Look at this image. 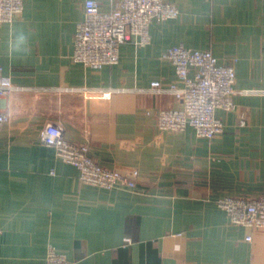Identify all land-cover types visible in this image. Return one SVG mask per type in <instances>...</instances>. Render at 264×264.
Instances as JSON below:
<instances>
[{
  "label": "crops",
  "instance_id": "0c3cea01",
  "mask_svg": "<svg viewBox=\"0 0 264 264\" xmlns=\"http://www.w3.org/2000/svg\"><path fill=\"white\" fill-rule=\"evenodd\" d=\"M85 1L22 0V14L0 26V67L20 88L4 98L0 128V264H45L50 246L70 264H264V230L231 225L215 204L264 196V0H164L178 17L150 23L147 46L126 42L118 63L98 70L71 61ZM20 30L27 44L14 51ZM176 46L235 61L234 109L215 111L220 136L156 127V111L182 110L149 91L175 81L161 55ZM106 90L117 91L109 101L83 96ZM48 122L101 167L136 170L135 190L81 184L41 145Z\"/></svg>",
  "mask_w": 264,
  "mask_h": 264
},
{
  "label": "built area",
  "instance_id": "2783aa9c",
  "mask_svg": "<svg viewBox=\"0 0 264 264\" xmlns=\"http://www.w3.org/2000/svg\"><path fill=\"white\" fill-rule=\"evenodd\" d=\"M109 12H101L93 0L83 5L84 18L76 26L73 35L71 61L92 70L103 66H114L119 60V48L126 42L135 47L150 43L149 25L176 19L178 9L164 0H111ZM23 12L22 0H0V26L10 24ZM175 73V81L169 85L152 82L149 91L158 95L167 93L182 106V110H159L153 116L161 132L181 133L193 129L196 137L213 139L223 133L222 122L215 117V111L230 112L234 109L235 61L219 65L211 51L191 52L181 46L171 47L162 55ZM193 72L192 77L189 76ZM20 88L5 77L0 67V128L9 121L4 113V98ZM116 90L101 92L83 91L88 101H109ZM264 95V90L259 92ZM148 115L150 113H147ZM41 145L54 150L55 157L78 171V180L104 190L126 188L135 190L138 172L122 174L97 164L89 155L86 144L66 140L64 128L55 122H48L40 132ZM230 224L253 230H264V196L253 199H237L224 196L215 202ZM246 241H250L247 237ZM129 244V240H124ZM45 264H70L64 255L52 246L48 247Z\"/></svg>",
  "mask_w": 264,
  "mask_h": 264
},
{
  "label": "clouds",
  "instance_id": "9594fccd",
  "mask_svg": "<svg viewBox=\"0 0 264 264\" xmlns=\"http://www.w3.org/2000/svg\"><path fill=\"white\" fill-rule=\"evenodd\" d=\"M28 37L27 35L22 31H17L15 34L13 43H12V48L14 51H21L24 49V47L27 44Z\"/></svg>",
  "mask_w": 264,
  "mask_h": 264
}]
</instances>
